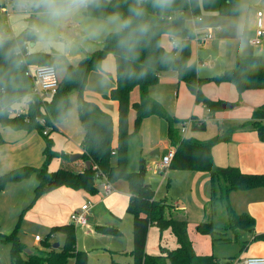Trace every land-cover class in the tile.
Wrapping results in <instances>:
<instances>
[{
    "label": "trees",
    "instance_id": "1",
    "mask_svg": "<svg viewBox=\"0 0 264 264\" xmlns=\"http://www.w3.org/2000/svg\"><path fill=\"white\" fill-rule=\"evenodd\" d=\"M85 5V14L90 18L107 19L119 15L123 28L119 32L108 34L101 48L88 53L76 65H67L58 92L45 102L32 95L34 82L27 71L29 67L53 63L47 53L28 51L29 44L36 39L34 31L28 28L16 38L0 37V125L26 132L38 130L46 141L44 165L40 168L20 167L0 176V192L8 184L33 175L38 179L36 199L60 187L85 190L95 195L99 190L98 175L111 183L125 180L130 190L127 211L133 217L134 264H229L213 255L196 254L188 235V218L181 215L176 207L156 199V191L146 181L147 166L144 159L140 161L138 171H129V143L137 131L131 132L129 129V114L130 94L135 88H139L141 98L134 103L136 129L144 119L152 115L167 118L168 141L175 149L170 169L208 173L211 184L208 205L210 215L219 203L224 204L229 213V228L251 231L255 229V219L248 213H235L229 197L234 190L264 189V173H247L235 166H218L212 154L216 143L230 140L235 130L246 129V125H237L231 134L211 140L182 138L176 126L186 121L168 117L161 103L149 94L150 87L159 81L161 73L172 69L176 71L179 82L184 83L195 94L196 102L204 105L214 116L223 106L209 100L201 92L203 84L230 83L236 87L240 97L245 91L264 89L262 54L240 56L234 69L210 78H200L197 65L189 63L194 32L185 23L186 11L198 14L203 8L219 16L235 17L240 14L241 0H169L163 6L157 0H87ZM60 6L66 7L61 4ZM38 11H42V8L34 9V12ZM171 16L173 18L169 21L168 17ZM126 21L128 23L124 26ZM142 28H146V31H141ZM165 33L176 39L180 49L178 54V48L174 47L172 52H168L162 45V36ZM109 53L115 58L116 75L114 86L107 97L118 105L117 138L112 116L97 104L83 98L89 75L102 69L103 61ZM74 92L78 96V116L85 132L81 144L83 154L79 159L81 166L77 161L71 162L70 155L65 152L54 150L49 137L56 129L55 126L49 134L44 135L45 126L37 120L44 118L46 124L57 126L56 123L64 119L70 110L71 94ZM17 103H24V113L14 109ZM247 123L251 124L264 141V103L253 112ZM205 128L206 124L198 120L191 126L194 131ZM2 142L0 134V144ZM54 158L61 161V168L50 171L49 163ZM87 162H90V167L86 165ZM211 217L200 222L197 231L212 236L213 241H216L219 239L215 238V234L224 231L213 225ZM151 226H156L161 232L170 230L175 236L177 246L173 249L162 246L161 254H148L147 240ZM18 229L19 223L10 234H0L2 241L10 244L12 264H69L70 261L73 264H88L87 252L77 248L76 226L73 223L52 227L50 235L56 232L65 235V243L59 249L46 243L32 253H26V245L20 240ZM96 231L104 235L120 234L117 228L107 225L96 227ZM258 237L264 238V235ZM24 254L27 257L24 258Z\"/></svg>",
    "mask_w": 264,
    "mask_h": 264
},
{
    "label": "rangeland",
    "instance_id": "2",
    "mask_svg": "<svg viewBox=\"0 0 264 264\" xmlns=\"http://www.w3.org/2000/svg\"><path fill=\"white\" fill-rule=\"evenodd\" d=\"M41 1V8L45 12L38 11L34 13V16L31 18V14L35 9L32 0H19L18 3H15L14 0H0V36L12 38L21 35L24 30L32 28L34 33H36V40L32 43L34 46L30 44L29 48H34L36 51L49 50L56 55L52 56L57 64V75L60 82L63 81L66 74V69L62 64V62L66 60L64 57L66 53L72 54L76 48H86V45L89 47L91 46L92 49L95 48L97 42L100 40L99 35L101 33L103 34L107 26L111 27L112 30L108 34L119 32L123 28V22L119 15H114L111 19L104 20L103 30L100 25L94 24L96 22L93 21L96 20L81 15L83 27L81 28L85 38H83V41L80 43L79 40H74V37L71 36L67 45L64 41L54 40L53 30L58 27V20L54 19L52 23V16L48 14L51 8L44 0ZM262 2L263 0H241L240 14L235 17L219 16L217 13L207 12L203 8L198 14H194L190 10L186 11L184 16L185 23L193 30L195 35L191 42L189 63L197 65V74L200 78H210L220 75L224 71L234 69L237 66L240 56L256 55L257 50H259L261 46H264V38L262 40V45L253 46L250 43V41L256 37L258 30L256 14L259 11L264 14ZM58 6H60V4H58ZM196 17L202 18V22H199ZM208 33L215 36L214 40L199 43L195 39L198 34L202 36ZM102 36L105 35H101V37ZM162 45L168 52H172L175 49L172 37L168 33L162 36ZM176 48H178L176 50V54H178L180 49L178 46ZM115 75V58L112 53H109L103 61L102 69L92 72L89 75L86 92L83 98L88 102L97 104L102 110L112 116L115 138H117V102L107 97L113 85L112 80ZM201 92L209 100L221 103L222 106L228 104L225 102H232L230 100H232L235 95L236 101L239 100L236 87L230 83L217 84L216 82H207L201 87ZM149 94L152 98L161 103L168 117L187 121L191 119L192 116H198L204 121L206 124L205 129L194 131L188 125L186 126V133L182 132L184 127L183 123H179L177 129L179 136L182 138L211 140L218 136L225 137L231 134L233 129L240 124H245L247 129L235 130L234 135H237H235L233 140L245 141V136L241 135L249 134L250 137L252 133H257L250 123H239L234 120L236 117L235 115L239 113L240 109H248L247 104H243V106H241L242 108L220 109L215 113V117H212L204 105L196 102L195 94H193L184 83L178 81L176 72L172 69L161 73L159 81L150 87ZM140 98V90L139 88H135L130 94L129 129L131 132L137 131L129 143L128 154L129 157L131 156V162H129L128 168L129 171H131L130 167H134L133 170H138L139 153L142 146H155L156 143H159L161 152H164L166 149H174V147L169 144L166 137V130L168 127L167 118H160L157 115H152L144 119L136 129V111L134 103L139 101ZM71 102L70 110L64 119L56 123L57 126L51 123L45 125V129L53 126H55V128L58 127L51 132L49 139L52 141L55 151H63L70 156L80 154V144L83 136V127L81 126L78 116V96L76 92L71 94ZM22 108H24V103H17L14 105V109L17 111H21ZM219 111L220 113H218ZM20 132L22 131H15L9 128L3 129L0 127L1 138L3 139V143L0 144V164L5 161L6 165H4L6 171L1 175L9 173L13 169L25 166L40 168L45 163L44 151L46 141L43 134L35 130L24 144L14 139V135ZM231 139L219 141L212 149V154L216 152L215 158L220 160V162H227V159L234 160L237 142ZM151 152L152 150L149 151V149L144 150V154L147 157L150 156ZM48 168L50 171H57L61 168V161L57 158L52 159ZM187 173L186 171H175L171 169L165 172H159L154 167L151 176L154 178V188L157 191L158 198L164 200L168 205H176V208L180 210L179 213L188 218V235L196 250L204 255H213L216 259L225 263L229 262V264H233L243 255L242 258H247L257 256L256 254L264 252V238L258 237L264 235V223L262 226L256 224L255 232L247 229L235 231L229 228L228 210L220 203L216 206L212 215H210L208 209V216L206 217L208 220L209 217L212 216L213 225L221 229V231H224L223 233L218 232L215 234V238L219 240L213 241L212 236L200 234L197 231V226L205 219H199L200 216H202L201 218L204 216L205 203L210 200L204 201L201 185L188 186ZM37 184L38 179L33 175L26 180L19 181L18 184H16L19 186H17L18 188L15 191L9 190L10 195H16V201L14 203H16L17 206L9 216L12 221L8 222L7 219L3 225H0L3 226V230L10 231L9 233H5L7 231H0V233L10 234L19 223V238L26 245V249L31 251H38L46 243L52 247L56 244L63 246L65 243V235L63 233L56 232L50 235L53 226L48 225L49 223L46 218L42 217V212L46 213L44 209L47 207L46 204L48 203V199L43 198L42 195L36 199L35 189L37 188ZM113 185L114 183H111L112 187ZM200 199L203 200V202L200 201ZM21 205L24 206L20 207ZM197 220L200 221L195 223V225L192 224V222H197ZM61 225L64 224L61 223ZM258 227L262 228V234H260L261 232L258 233ZM84 229L83 227L77 226L78 233L81 237H84ZM156 229L152 230L149 243V252L151 251L150 254L152 256L161 254V245L170 249L177 246L175 236L170 230L162 233L163 238L161 244L159 236L154 234V231H157ZM90 231L91 229H87V232H89L87 233L88 235H91ZM158 231L160 230L158 229ZM126 234L125 231L121 237L112 239L125 242L127 238ZM37 238H39L40 241H36ZM83 241L85 245L89 246V250L92 251L90 255L91 263L102 264V261H99V259L102 257L103 250H96L98 247H103L102 240L97 243V240H94V238L85 236ZM10 249V244L4 243L0 238V264H12ZM37 254L39 255L40 253ZM40 264L46 263L43 262ZM69 264H73V261H70Z\"/></svg>",
    "mask_w": 264,
    "mask_h": 264
},
{
    "label": "crops",
    "instance_id": "3",
    "mask_svg": "<svg viewBox=\"0 0 264 264\" xmlns=\"http://www.w3.org/2000/svg\"><path fill=\"white\" fill-rule=\"evenodd\" d=\"M85 9H86V5L83 4V5H80L78 7H74L71 10L67 11L65 14L57 16V17L53 16V14H51L52 10L48 11V12H50L48 14H50V16H52L51 17L52 23H53L54 19L58 20V22H57L58 27H56L53 30L54 40L64 41L68 45V41L72 36V37H74L73 38L74 40L77 39L81 43V41H83V38H85L84 34H83V30H82L83 27H82V20H81V15L86 16ZM42 11H43V9H42ZM42 11H39V12H42ZM43 12H45V11H43ZM34 13H36V12H34V11L32 12L31 18L34 16ZM257 14H256V18L259 22V17ZM112 17L113 16H111L107 19H111ZM88 18H90V17H88ZM262 18H263L262 21H263V25H264V14H263ZM90 19L96 20V21H93V22H96L94 24L100 25L102 27V30H103L104 20H107V19H95V18H90ZM24 31H26V30H24ZM110 31H112L111 27L107 26L105 28L103 34L101 33L99 35L100 40H99V42H97L95 48L92 49L91 46L89 47L86 45V48H83V47H79V49L76 48V50L73 51L72 54L66 53L64 56L66 58V60H65V62H62L65 69H66L67 65H76L88 53H92V52L98 50L99 48H101L102 44L104 43V41H105V39H106V37ZM101 35H105V36L101 37ZM18 36H20V35H18ZM18 36H15L12 38H16ZM0 37L6 38L3 36H0ZM214 38H215V36H214ZM8 39H11V38H8ZM35 40H34V42H35ZM32 43H30V44H32ZM261 45H262V43H261ZM32 46H34V44H32ZM28 51H30V52H44V53L49 54L51 57V61H52L53 65H55L57 67V64L55 63L53 56H52L54 54L51 53L49 50L36 51V50H34V48L30 49L28 46ZM47 51H49V52H47ZM256 53L257 54H264V46H261L259 48V50H257ZM54 56H56V55H54ZM176 75H177V73H176ZM112 83H113V85H112L111 89L114 86V78L112 80ZM86 88H87V86H86ZM238 97H239V100H237V101H236V95H235V96H233L232 100H230L232 102H225V103H228V105L233 106L230 109L242 108L241 106H243V104H247L248 109H240L239 113H237L235 115L236 117L234 118V120H236V122H239V123L245 122L246 123V122L251 120L252 114L258 108V106H261L262 103L264 102V89L245 91L241 95V97L238 93ZM220 99H222V98H220ZM117 108H118V105H117ZM206 110L210 114L209 109H206ZM221 110H224V109L222 108ZM218 113H220V111ZM211 116L215 117V114H214V116L213 115H211ZM191 120H193V121L198 120V121L204 123V121L198 116H192ZM0 127L5 129L1 125H0ZM9 129H11V128H9ZM15 131H22V130H15ZM32 132H35V131H32ZM32 132L22 131L19 134L16 133L14 135V139H16L15 141H20V142H23L25 144L26 140L32 134ZM167 133H168V127L166 130V135H167ZM84 134H85V132L83 129L82 141L84 138ZM235 135H237V134H235ZM235 135L233 134L232 139H231L232 141L237 142L236 150L234 153V160L227 159L226 160L227 162H224V161L220 162V160H217V158H215L216 152L215 153L213 152L215 162L219 165H234L236 167H239L242 171H244V172L246 171L247 173H264V141L262 139H260L258 133H252V135H250V137H249V134L241 135V136H245L244 137L246 139L245 141L233 140ZM167 140H168V137H167ZM82 141H81V144H82ZM81 144H80V147H81ZM169 144H170V142H169ZM145 149H149V151L152 150L151 154L158 155L159 159L162 158L165 154H167L169 149H166L164 152H161V149L159 148V143H156L155 146H149V147L142 146L141 147V150L139 153L138 170L140 168V161L142 159H144L146 162V166H147L146 181L155 190V188H154L155 182H154L153 176H151V172H153L154 167L156 168V164H157V161L159 159L156 160V159L152 158L151 156L147 157L144 154ZM80 154L81 155L83 154L82 147L80 149ZM228 155H229V153H228ZM129 162H131V156L129 157V154H128V168H129ZM76 163L79 166H81L82 162H81V160H77ZM4 165H5V161H3L2 164H0V176H2L1 174H3L6 171V167H5L6 165L5 166ZM222 167H228V166H222ZM133 169H134V167H130L131 172L138 171V170H133ZM186 172H188L186 174L188 186L201 185L202 189H203L202 195H203L204 201L210 200V197H211L210 175L208 173H205V172H196V171H186ZM16 184H18V182L10 183L7 185L5 190L0 192V225L1 224L3 225V223L7 219H8V222L12 221V220H10L9 216L11 215V212L17 206V204L14 203L16 201V195H10L9 190L15 191L18 188L17 186H19ZM98 185H99V183H98ZM169 185H170V183H169ZM112 188H113V192L110 195H106L104 190L100 188V185H99L98 193L95 195L90 194L85 190H75V189L67 188V187H60V188L54 189L52 191L46 192L45 194L42 195L43 198L48 199V203L46 204L47 207L44 209V211L46 213L42 212L43 213L42 217L46 218L47 222L49 223L48 225H52V226H58L59 224L61 225V223H63L64 225L65 224H72L70 221L71 214L74 211L79 210L84 204H86L88 202L92 204V207H91L90 211L88 212V226L87 227L79 226V227L85 228L84 229V237H81L79 235V233H78L79 229L77 230V226H76L77 248H78V250H82V251L87 252L88 264H92L91 259H90V255H91L92 251L89 250L90 249L89 246L85 245V243L83 241L85 236H87L88 238H94V240H97V243H99L102 240L103 247L102 248H99V247L96 248V250H98V251L100 249L103 250L102 257H101V259H99V261H102V264H134V257L132 255V251H133V217L127 211V208H128L129 202H130L129 184L127 181L121 180V181L115 182ZM157 195L158 194L156 191V194H155L156 199L160 200V198H158ZM229 200H230V205L233 208V210L235 211V213H237V214L248 213L250 216H252L255 219V227H256V224L258 226L263 225V223H264V189L263 188L246 190V191L234 190L230 193ZM200 201L203 202V200H201V199H200ZM208 205H209V202H206L205 208H204V216H203V218H201L202 216H200V218H199L200 220L204 219L208 216V211H207ZM222 205L224 207H226L224 204H222ZM23 206L24 205H21L20 207H23ZM174 207H176V205ZM202 215H203V213H202ZM211 219H213V218L211 217ZM200 220H197V222L194 221V222H192V224L195 225V223H198V221H200ZM102 225L115 227L120 231V234L117 236L100 234L96 231V227L102 226ZM0 227H1L0 231H7V230H3V226H0ZM156 228H157L156 226H151V228L149 230L148 240H147V252H148V254H150V252H151V251L149 252V243H150V239H151L152 230L156 229ZM87 229H91V231H90L91 235L87 234V233H89V232H87ZM156 230L157 231H154V234L159 236V238H160L159 240L162 244V238H163L162 233L163 232L158 231V229H156ZM261 230H262V228L258 227V233H260ZM125 231L127 233L126 234L127 238H126L125 242H122V241H119L116 239H112V238L121 237ZM235 231H237V230H235ZM9 232L7 231L5 233H9ZM252 232H255V229ZM262 233L263 232H261L260 234H262ZM0 234H2V233H0ZM0 238H1V236H0ZM107 238H111V239H107ZM161 247H162V245H161ZM193 247H194V245H193ZM194 250H195L197 255H200V256L204 255L201 252H198L195 247H194ZM32 252H34V251L26 249V253H32ZM206 255H209V254H206ZM256 255L258 257H264V252L258 253ZM23 256H24V258L27 257L26 254H24ZM243 256H241L240 258H242Z\"/></svg>",
    "mask_w": 264,
    "mask_h": 264
},
{
    "label": "built area",
    "instance_id": "4",
    "mask_svg": "<svg viewBox=\"0 0 264 264\" xmlns=\"http://www.w3.org/2000/svg\"><path fill=\"white\" fill-rule=\"evenodd\" d=\"M259 22H258V30L256 33V37H254L250 43L253 46H258L262 43V39L264 37V26L262 21L263 13L261 11L258 12ZM172 16L168 17V20H172ZM198 21H202V18H197ZM195 37V35H194ZM197 42H207L214 39L213 34H203L202 36L198 34V36L195 38ZM173 44L175 47L178 46L177 41L175 38L172 37ZM23 62V60H22ZM27 74L31 76L33 79L34 85L32 89V95L38 97L42 101L49 100L58 92V89L60 87V81L58 79L57 75V67L55 65H40L36 67H29ZM26 110L25 108H22L20 112L24 113ZM10 113H13V110H10ZM39 122L46 125V121L44 118H38ZM193 120H187L183 123L184 127L182 132L186 133V126H192ZM52 130V127L47 128L44 130V135L49 134V132ZM175 156V149L168 151L167 154H165L162 158H160L157 161L156 169L159 172H165L166 170L170 169L171 162ZM98 183L100 185V188L104 190L106 195H110L113 192V188L111 186V182L108 181L103 176L98 175ZM92 207L91 203L84 204L79 210L74 211L70 216V221L75 226H88V212L90 211ZM37 241H40L39 238L36 239ZM233 264H264V257H258V256H252L247 258H239L237 259Z\"/></svg>",
    "mask_w": 264,
    "mask_h": 264
},
{
    "label": "clouds",
    "instance_id": "5",
    "mask_svg": "<svg viewBox=\"0 0 264 264\" xmlns=\"http://www.w3.org/2000/svg\"><path fill=\"white\" fill-rule=\"evenodd\" d=\"M44 2L50 6L53 16H60L74 7L85 4L87 0H44ZM168 2L169 0H157V3L161 6L167 4ZM58 4L66 5V7L58 6ZM136 14L140 15L139 12ZM127 23L128 22L126 21L124 26H126ZM141 31H146V28H142Z\"/></svg>",
    "mask_w": 264,
    "mask_h": 264
},
{
    "label": "water",
    "instance_id": "6",
    "mask_svg": "<svg viewBox=\"0 0 264 264\" xmlns=\"http://www.w3.org/2000/svg\"><path fill=\"white\" fill-rule=\"evenodd\" d=\"M14 1H15V3H18V2H19V0H14ZM32 2H33V4L35 5V8L39 9V8L42 7V6H41V5H42V1H41V0H32ZM262 4H263V6H264V0H263ZM183 16H184V15L182 14L181 17H183ZM232 107H233L232 105L225 104V105H223L222 108H223V109H230V108H232ZM150 156H151L152 158L156 159V160L159 159V156H158V155L151 154ZM81 157H82L81 154L71 155V156H70V161H71V162L77 161V160H79ZM86 165H87L88 167H90V162H87ZM59 247H60V245H59V244H56L53 248H54V249H58Z\"/></svg>",
    "mask_w": 264,
    "mask_h": 264
}]
</instances>
